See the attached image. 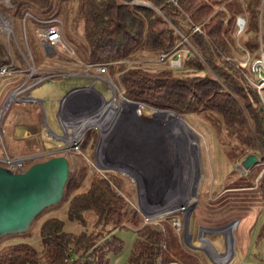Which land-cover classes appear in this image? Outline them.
I'll use <instances>...</instances> for the list:
<instances>
[{"label":"trees","instance_id":"trees-1","mask_svg":"<svg viewBox=\"0 0 264 264\" xmlns=\"http://www.w3.org/2000/svg\"><path fill=\"white\" fill-rule=\"evenodd\" d=\"M0 10L18 24L33 19L32 27L37 29L61 18L66 23L62 35L76 58L107 64L111 73H120L124 98L172 111L187 122L205 119L233 163L250 153L264 161V87L258 90L252 82L250 63L243 67L234 62L237 55L248 54L251 61L260 58L264 0H0ZM237 15L246 19L238 35ZM183 22L191 28L183 29ZM177 29L192 44L181 66L155 71L124 66L143 54H167L181 41ZM7 62L0 43V65ZM8 136L9 130L4 141ZM97 138L95 131L93 146ZM124 180L130 183L112 171L103 175L76 162L62 199L55 204L61 212L50 215L48 209L55 205L46 207L32 222H38V247L28 241L5 242L3 235L0 264H109V255L123 248L117 231L126 228L134 230L135 240L125 264H207L201 254L182 244L172 225L173 215L157 223L143 222L124 192ZM252 180L246 185L240 177L239 185L231 187L246 188L239 193L237 205L251 211L264 206V174L256 185ZM233 192L230 200L211 203V211L229 209ZM203 213L195 211L198 221L211 223ZM240 215L246 218L249 213L236 214L235 219ZM262 233L264 228L259 236ZM258 264H264V259Z\"/></svg>","mask_w":264,"mask_h":264},{"label":"rangeland","instance_id":"rangeland-1","mask_svg":"<svg viewBox=\"0 0 264 264\" xmlns=\"http://www.w3.org/2000/svg\"><path fill=\"white\" fill-rule=\"evenodd\" d=\"M239 17L243 18L242 16L237 15V18L235 20V26L237 27L236 35H238L243 30L242 29L241 31H239V26L237 24ZM243 19L244 21H246L245 18ZM55 20H56L55 22L58 23L56 25L59 26V29H61L63 33L66 23L63 24V20L61 18ZM11 23L13 25L12 29L14 31L13 32L14 40L12 38L10 41V45H11L10 55L8 54L6 49L7 42L5 41L3 35L0 33V43L3 45L4 50H6V53L8 54L7 63H9L11 59H13L16 65H18L23 69H26L27 66L23 62L22 56L20 54V49L23 51V53H26L25 49L27 47L29 48L32 54L33 62L37 70L39 71L38 75H42L39 74L42 71H49V69H45L43 65L46 66V64H49V66L55 67L54 63H57L56 65H58L59 63L60 65H63L64 62L66 63L73 62L74 61L73 58H75V61H77L76 54H69L67 50L60 45L52 48V47H44L41 44H39L35 35V30L37 28L32 27L33 19L29 18L28 22L24 21V22H20V24H18L17 21L12 22L11 20ZM181 27L185 30L191 28V26H188V23L185 22L182 23ZM177 31L181 35L180 30L177 29ZM181 36H182L181 41H179L177 45L167 54L165 53L166 57L163 60H161V55L150 56L143 54L140 55L141 57L136 58L137 60L135 61L134 60L126 61L124 66L126 68L142 67L153 71L165 67H170L171 62L177 59V57H175L177 50H178V54H180L181 56V60H183L184 56L187 54L188 51L187 49L189 47L190 48L192 47V44L189 43L188 36H184V35ZM259 40L261 41V49L259 51L261 58V52L262 54L264 53V23L263 22L262 23L260 22ZM47 54L51 56L53 55L54 59L53 60L51 59L52 61H47L48 60V58L46 57ZM17 55L18 56L20 55L19 57L21 61H19ZM70 56L73 58H70ZM236 57L237 60H235L234 62L237 65L243 67L248 66L249 63L252 67L253 63L257 60L256 59L251 61L248 54L246 58L245 57L243 58V56H239V55H237ZM115 65L116 64H114V68L117 67V70H119V66L115 67ZM90 69L91 70L89 72L92 73L93 75L97 73L94 69L92 68ZM257 74H255L254 72V80L252 82L255 81L256 77L260 79L259 73ZM261 74L263 73L261 72ZM101 75L104 76L105 78L103 83L98 82L99 80H97V82H94L93 76L91 77V82L90 81L89 82L90 84L92 83L93 85L95 83L94 85L95 89L100 87V89L97 90L101 92L103 98L100 97L94 90H92L90 93L89 90L83 89L85 86H88L89 84L86 85V83H77L76 86L72 87L66 93H64L60 97L61 99H59V101L56 102L57 103L56 107L59 110L57 121H59L60 124L59 125L61 131L59 132L60 135H63V131L61 127L62 119L69 118L76 120L75 118L79 116V114H72L77 109H82V107L77 106L79 100L75 101L79 95H86V93L89 94L90 101L88 103H84L86 110L83 113L85 117L92 116L91 120H89L87 123L92 126L90 127L89 130L85 132L83 138L79 142V146H80L79 151L71 150L60 154L66 155L70 160L72 166H74L76 162L78 165L84 162L89 168L90 164L88 163V160H90L92 162H96V165L98 167L104 168L107 171H112L124 177V179H127L131 183V185L130 183L126 184L128 182L124 180L126 185V190L124 192H127L129 194L128 198L131 200L134 207L138 208L139 211L141 210L143 213H146L148 211L149 212L151 211V213H156V211H158L160 214L157 215L173 214L172 218L178 217L181 221L182 228L179 233L177 231L176 232L179 234L182 244L187 249H190L196 253L201 254L206 259L207 264H234V261H236V259L238 258V255L236 253L234 258L235 260H233V262L231 261L233 258H230L227 262L224 260L221 261L218 258H216L218 256H223L221 258L224 259L229 258L233 252L234 242H235L234 247L237 248L238 254H240L239 257L240 259H242L243 262H245L246 264L260 263V260L264 259V233H262L263 234L262 236L261 235L259 236L261 230L264 228V206L257 208L255 207L251 211V209L249 210V207L243 208L241 204L237 205V202H240V199H237L239 193H241V190L246 188L234 189L231 187L235 185H239L240 177L246 180L247 182V183L245 182L246 185H248L251 182V179H253L252 181L256 185L260 177L264 174V161L259 160V163L250 169L253 170L252 172L248 170L245 173H241L238 169V165H240L241 160L234 163L231 162V159L227 156L226 151L218 141V137L215 129L210 125L209 122L201 118H196L197 120L188 118V122H187L181 115H177L172 111L170 112L174 113L177 117H180L183 120V122H185L187 129L184 127L183 130L186 134L183 135L181 134L180 129H175L173 131V135L177 138L174 139L172 136L171 140H169L168 139L169 136L165 134V132H163L164 126L161 124H154L151 121V123H153L151 126L156 127L160 131L161 137L162 136L165 137V140L168 142V144L165 143L164 141L160 140L161 138L159 137L158 134L156 135L153 134V131H156L154 130V128L152 129L150 125H144L140 123L136 117L140 118L141 120L143 119V117H148V119H152L154 118L155 112L157 111L163 112L168 110H157L143 103L138 102L139 103L138 104L136 103V101L134 102V100H130V99L127 100H130L132 104L138 107V109L136 108L132 109V106L131 108L129 106H126L125 103H121V102L127 100H125L126 98H124L123 94L121 95V92L118 90V88L121 90L120 84L118 82L120 73L117 74L111 73V69L108 68L106 72L102 73ZM42 76L44 77V79L49 77L46 76V73H43ZM4 77H1L0 79V133L2 139H3V135L5 134V131L6 133L8 132V130L9 133L11 131V125L8 124L10 126L9 127L4 123L15 122L16 117L20 116L19 113H22L24 115V118L29 117L30 119H34L35 115H37L34 106L36 107L41 106L39 102L18 101V102H11L9 106L3 110V103L8 95V93L4 91L7 90L6 88L9 89L14 86V84L12 85V83L13 80L15 79V78H9V77L4 78ZM97 95L99 96V98ZM92 97L93 100H91ZM46 109H47L46 120L47 121L49 120L51 122V115L48 111L47 105H46ZM97 114H101V115L97 116ZM9 118H11L12 120L7 122V119ZM41 119H42L41 117H37V119L35 118V120L38 122H41ZM92 120L94 121L92 122ZM96 123H100L101 126L96 125ZM121 125L125 128V129L123 128L125 131L123 133H120L119 136L117 135L118 134L117 132L119 131L118 129L119 127H121ZM45 126H44L45 132L48 130L47 131L48 134L50 136H54L52 133H50V130L47 127V125ZM172 126L173 124L170 126V128ZM46 128L48 129L46 130ZM69 128L72 127H70L69 125L68 129ZM103 128L107 130V132H103L99 136L98 133L103 131ZM135 129L137 130L135 131ZM188 129L191 130L190 133H194L196 142L198 143V144L195 143L196 149L198 148L197 149L198 154L195 153L194 156L192 155L194 151L192 146L193 143H191L190 140V133L186 131ZM95 131L97 133L98 138L96 144L93 146L92 138L95 135ZM123 134L125 138L127 136L129 137L133 136V137L130 138L129 142H125L122 138H120L123 136ZM99 137H100V141H99ZM117 137H119L120 141L119 139H117ZM136 137L140 138L141 140ZM178 138L182 141V143ZM185 138L189 139L188 142L190 144H188V142H187L188 145L184 144L183 139ZM2 139L0 137V154H3L5 149L11 155H32L34 153H37L36 143L32 140L28 141L27 143L17 144L13 140H11L9 136L6 137L5 141L4 139L2 141ZM172 139L174 140L172 141ZM59 140H60V136H59ZM175 140L176 142H174ZM169 141H171L170 144ZM66 142L70 143V141L67 139ZM60 145H63L61 143V140L58 141L56 145H52V147L50 146L49 150L55 149ZM109 149L114 150L116 152V155H114L113 153V155L111 156L109 154ZM190 151L192 152V154ZM168 153H171L172 156L171 157L167 156ZM180 154L182 157L180 156ZM52 156H56V155L46 154L36 157L35 159L27 163L26 169L33 163L37 161L45 160ZM161 156L168 160H164ZM174 156H176V158ZM186 158H188L187 161ZM193 158L194 160L192 161ZM168 162L170 166H168ZM185 162H187V164L190 162L189 163L190 166L188 165L189 168L187 170L192 172L194 170L193 166L195 165L196 175L199 174V172H201V177L199 178L198 176L197 177L195 176L194 178V180L199 182L196 187V191L194 192V194L191 195V197L194 200L191 201V204L189 206L187 203L183 201L182 203H184V205L180 203L181 207L178 210V208L175 209L174 205L177 203V201L179 202L181 199H183L182 191L184 190L185 192V188L180 192L182 186L185 187V184L184 185L181 184L182 180L180 179L181 178L180 175L183 174V172H181V170L183 169L181 166H185ZM192 162L194 163V165ZM130 163L139 166V168L135 171H133V169L132 170L129 169L128 165ZM125 168H127L130 173L133 172L132 174L134 175L131 174L129 175V173H126L124 171ZM167 170L169 171L170 178H168ZM231 190H236V191L233 192ZM231 192H233L235 199L233 198L231 199V202L233 203L231 204V207H229V209H227V207L226 208L222 207L217 211H213V210L211 211L212 208L211 203H219L221 199L222 201L223 199L230 200ZM173 194L175 196H173ZM57 207L58 205L49 207L48 209L49 214L50 215L59 214L61 211L57 210ZM237 209H239V211ZM199 210H202L204 212L202 214L203 217L209 216L207 219H211L210 220L211 223L208 222L200 223L198 221L195 211H199ZM243 211L250 213V215L247 216L246 218H243L242 215H240L239 216L240 222L239 224H237V226H235V224L237 223L235 219L236 214H239L241 212L243 214L244 213ZM231 212H233L232 215H234L233 216L234 218L232 219H231ZM229 216L230 218L228 219ZM224 222L225 224H220ZM37 223L38 222L32 223V225H30V227L25 232L9 233L5 235L4 237H6V241L4 239H2V241L5 242L28 241L33 245H35L36 247H38L39 237H38V227L36 225ZM232 230L234 231V234L232 235L235 241L232 242V238L229 237L228 239L230 242L228 244L225 235L231 234L228 233V231L233 232ZM117 234L123 241V248L121 252H119L118 254L111 253L109 255L110 258L109 264H125L128 260L130 251L132 249L135 240V232L131 228L118 230Z\"/></svg>","mask_w":264,"mask_h":264},{"label":"built area","instance_id":"built-area-1","mask_svg":"<svg viewBox=\"0 0 264 264\" xmlns=\"http://www.w3.org/2000/svg\"><path fill=\"white\" fill-rule=\"evenodd\" d=\"M10 19H11L10 16L4 14L0 10V33L3 35L5 41L7 42L6 49H7V52L9 55L11 54L10 53V46H11L10 41L12 38L14 40V33H13L14 31L12 29L13 25L11 23L12 19L11 20ZM24 21H26V18L22 19L21 22H24ZM54 21H56V20H54ZM56 24H58V23H56ZM56 24H52V25L47 26L45 28H41V29L39 28V29L35 30V35H36V38H37L39 44H41L44 47H52V48L60 45V46L64 47L69 54H75L74 51L71 49L70 45L64 39V37L62 35V30L59 29V26H57ZM237 24L239 26V31H241L244 27V24H245L244 19L239 17ZM23 25H24V23H23ZM192 29H194L195 31H201L199 26H194V27H192ZM25 52L26 53H23V51L20 49V54L22 56L23 62L27 66L26 69H23V68L19 67L18 65H16L15 61L13 59H11V61L9 63H5V64L0 65V79H1V77H4V76L21 75L23 73L26 74V78L23 81H19V82L15 83L14 86L9 90V93H8L7 97L5 98L6 100L3 103V110L5 108H7L11 102H18V101L35 102L36 101L34 96H31L29 91H31V89L33 87H35L38 83H40L44 79V77L42 75H38L37 68L33 62L32 54H31L28 47L25 49ZM165 57H166V54H161V60H163ZM175 57H177V59H175L171 62V67L180 66L181 56H180V54H178V50L176 51ZM263 57H264V53L262 54V52H261V58L257 59L252 65L253 73L254 72H255V74L259 73V76H260V79H258L256 77L255 81H254V84L257 86L258 90H260L261 88L264 87V75H263L264 74V65L261 63V59ZM80 61H82V60H80ZM82 63H83L84 68L86 69V71H85L86 74L91 70L90 68L94 69L97 72L95 75L92 74L94 76V79H93L94 82H97V80H99L98 82L103 83L105 78L101 74L106 72L107 64L94 65V64H88L85 61H82ZM261 66H262V69H261ZM261 72L263 74H261ZM94 85H95V83H94ZM94 85L91 84L90 86H88L87 89H90L89 91H92V90L96 91V93L100 97L103 98V95L101 94V92L99 90L95 89ZM118 90L121 92V95H122V90H120L119 88H118ZM99 96H98V98H99ZM78 100H79V103H77L78 104L77 106L82 107V109H77L76 111H74L72 113V114H79V116L77 118H75L76 120L69 119V118L68 119L67 118L62 119L61 127H62V131H63V135H59V136H60V139L62 141L61 143L63 145H60L57 148L52 149V150L47 151V152L40 151V152L34 153L32 155H11L5 149L3 154H0V165L7 167L8 169L13 171L14 173H19V172H23L26 169L27 163L29 161H31V160H33L36 157H39L41 155H46V154L59 155L60 153L71 151V150L79 151V148H80L79 142L83 138L85 132L87 130H89L92 125L86 124L84 129L78 135H76L74 137V139H71L70 143L66 142L67 136H70V137L73 136L74 127L82 125V122L86 118L89 117V116L85 117V115L83 113L86 110L84 103H88L90 101L89 94L86 93V95H79L75 101H78ZM91 100H93V97L91 98ZM125 100H127V99H125ZM97 115H101V114H97ZM69 125L72 128L68 129ZM50 133H52V132L50 131ZM101 133H103V131L98 133L99 136L101 135ZM99 141H100V137H99ZM97 149H98V146H97ZM88 163L90 164L91 168L96 169L100 174L105 175V173H107V170H105L104 168L98 167L96 165V162H92V161L88 160ZM182 209H183V207H182ZM153 211H156V210H153ZM139 212L141 213V217H142V220L144 223H157L159 220L165 219L166 217L170 216L169 214L168 215L167 214L166 215H157V214H160L158 211H156V213H151V211L143 213L140 210ZM171 215H173V214H171ZM172 225H173V228L175 229V231H177L178 233L181 231L182 225H181V221L178 217L172 218Z\"/></svg>","mask_w":264,"mask_h":264},{"label":"water","instance_id":"water-1","mask_svg":"<svg viewBox=\"0 0 264 264\" xmlns=\"http://www.w3.org/2000/svg\"><path fill=\"white\" fill-rule=\"evenodd\" d=\"M258 163L250 153L238 169L245 173ZM71 167L64 154L37 161L19 173L0 165V237L25 232L43 209L59 203Z\"/></svg>","mask_w":264,"mask_h":264},{"label":"crops","instance_id":"crops-1","mask_svg":"<svg viewBox=\"0 0 264 264\" xmlns=\"http://www.w3.org/2000/svg\"><path fill=\"white\" fill-rule=\"evenodd\" d=\"M46 57L48 58L47 61H52L54 59L53 55L51 56L47 54ZM70 58H73V57L70 56ZM73 59H74L73 62H69V63L64 62L65 64L63 63V65H60V63L56 65L57 63H54L55 67L49 66V64H46V66L43 65V67L45 69H49V71H42L39 74L43 75V73H46V76H49V77L43 79L38 85H36L35 87L31 89V91H29L31 96H34V98L36 99L35 102H39L41 104L40 107L34 106V109L37 112V115H35V118L37 119V117H41L42 118L41 122L36 121L35 118L34 119H30L29 117L24 118V115L22 113H19L20 116L16 117L15 122L4 123L6 125L8 124L11 125V131L9 133L10 134L9 137L15 143L23 144V143H27L28 141L32 140L36 143L37 152H40V151L47 152V151H50L49 150L50 146L52 147V145H56V143L61 140V139L59 140V135H60L59 132L61 131L59 127L60 125L59 121H57L59 110L56 107L57 106L56 102H58L59 99H61L60 97L64 93H66L69 89L76 86L77 83H86V85L89 84L88 86L92 84V83L90 84V82H91V77L93 75L90 72H88L87 74L85 73L86 69L84 68L83 63H82L83 60L80 61L81 59L77 58V61H75V58ZM7 77L15 78L12 83L13 85L19 81H23L26 78V74L23 73L21 75H10L4 78H7ZM88 86H85L83 89L90 90V89H87ZM6 89L7 90H5L4 92L9 93V90L11 88L9 89L6 88ZM97 89H100V87H98ZM89 92L91 93V91ZM46 105L48 106V111L51 115V122L49 120L48 121L46 120V110H47ZM11 118L7 119V122L11 121L12 120ZM45 125H47V127L49 128V130L52 132L54 136H50L48 134L47 132L48 128H46L47 131L45 132L44 130ZM43 148H46V149H43ZM236 222L237 223L235 224V226L239 224L240 222L239 219H236ZM232 233L234 234V231ZM234 241L235 239L233 240V242ZM234 243H233V248L236 251V254L238 255V258L236 259V261H234V264H238L242 262V259H240L239 257L240 254H238L237 248L234 247Z\"/></svg>","mask_w":264,"mask_h":264},{"label":"bare ground","instance_id":"bare-ground-1","mask_svg":"<svg viewBox=\"0 0 264 264\" xmlns=\"http://www.w3.org/2000/svg\"><path fill=\"white\" fill-rule=\"evenodd\" d=\"M264 57L262 58V60H261V63L264 65ZM94 83V82H93ZM121 103H125L126 104V106H129L130 108H131V106H132V109H134V108H136V109H138V107L136 106V105H134V104H132L131 103V101L130 100H127V101H123V102H121ZM126 109V108H125ZM117 110H119V109H117ZM155 112V111H154ZM98 116V115H97ZM91 118H92V116H89L88 118H86L83 122H82V125H80V126H78V127H74V134H73V136L72 137H70V136H67V140H69V141H71V139H74V137L76 136V135H78L83 129H84V126L88 123V121L89 120H91ZM99 118V117H98ZM137 118V120L140 122V123H142V124H144V125H150V127L153 129L154 128V130H156V131H153V134L154 135H156V134H158L159 135V137L161 138L160 140H162V141H164L165 143H167L168 144V142L165 140V137L164 136H162L161 137V133H160V131L156 128V127H153V126H151L153 123L154 124H161V125H163L164 126V131L163 132H165V134H167L169 137H168V139L169 140H171V137L173 136V138L174 139H176L177 137H175L174 135H173V131L175 130V129H180V131H181V134H186L185 132H184V130H183V128L185 127L186 129H187V127H186V125H185V122H183V120L180 118V117H177L174 113H172V112H170V111H157V112H155V115H154V118H152V119H140V118H138V117H136ZM135 118V119H136ZM97 120V119H96ZM169 122H168V121ZM94 120H92V122H93ZM151 121L153 122V123H151ZM163 123V124H162ZM173 124V126L170 128V126ZM96 125H100L101 126V124L100 123H96ZM124 127L121 125V127H119V131L117 132L118 134L117 135H119L120 133H123L125 130V128L123 129ZM137 129H135V131H136ZM187 132H191V130H186ZM103 132H107V130H105L104 128H103ZM120 136V135H119ZM177 136V135H176ZM133 137V136H132ZM132 137H129V136H127L126 138L124 137V134H123V136L122 137H120V138H122L125 142H129L130 141V138H132ZM135 138V137H134ZM136 138H138V137H136ZM148 138V137H147ZM117 139H119V137H117ZM138 139H140V138H138ZM174 139H172V141L174 140ZM179 139V138H178ZM122 140V141H123ZM141 140V139H140ZM180 140V139H179ZM188 140L189 139H183V142H184V144H186V145H188V144H190L189 142H188ZM190 140H191V143H193V151H194V153L192 154V150L190 151L191 152V154L194 156V154L195 153H197L198 154V151H197V149H196V144L195 143H197L196 142V138H195V135H194V133H190ZM119 141H120V139H119ZM198 141V140H197ZM170 142L171 141H169V144H170ZM174 142H176V140L174 141ZM180 142L182 143V141L180 140ZM187 142H188V144H187ZM135 144V143H134ZM198 144V143H197ZM173 147V146H172ZM189 147V146H188ZM198 147V146H197ZM192 148V147H191ZM195 148V149H194ZM182 149H184V148H182ZM179 151V150H178ZM189 152V153H190ZM113 153H114V155H116V152L114 151V150H112V149H109V154L112 156L113 155ZM184 153V152H183ZM177 154H179V153H177ZM185 154V153H184ZM175 155H176V152H175ZM167 156H172V154L171 153H168V155ZM180 156H181V154H180ZM184 156V155H183ZM198 156V155H197ZM162 157V156H161ZM175 158H176V156H174ZM182 157V156H181ZM185 157H186V155H185ZM196 157V156H195ZM163 158V157H162ZM164 160H168V159H165V158H163ZM178 159H179V157H178ZM187 159L188 158H186V161H187ZM172 160V159H171ZM170 160V161H171ZM194 160V158L192 159V161ZM191 161V160H190ZM167 162V161H166ZM175 163V162H174ZM180 163V162H179ZM190 163V162H189ZM189 163L187 164V162H185V166H181L183 169L181 170V172H183V174H181L180 176H181V184L182 185H184L185 184V187H183L182 186V188H181V190H180V192L185 188V192H184V190L182 191V196H183V199H181L179 202L177 201V203L174 205V207L177 209L178 208V210L180 209V203H182L183 201L185 202V203H187L188 204V206L191 204V201L192 200H194L192 197H191V195L192 194H194V192L196 191V187H197V185H198V183L199 182H197L196 180H194V178H195V176L197 177H201V172H199V174H197L196 175V166L194 165V163H193V172L192 171H189V170H187L189 167H188V165H189ZM114 166H116V165H114ZM168 166H170L169 165V162H168ZM190 166V165H189ZM128 167H129V169H133V171H135V170H137L138 168H139V166H137V165H135V164H129L128 165ZM116 169H118V168H116ZM124 171L126 172V173H129V175L131 174V175H134V174H132V173H130L129 172V170L127 169V168H125L124 169ZM167 173H168V178H170V174H169V171L167 170ZM176 176V175H175ZM133 177V176H132ZM137 178V177H136ZM176 178H178V177H176ZM177 181V180H176ZM175 181V182H176ZM179 181V180H178ZM173 186V185H172ZM177 186H178V184H177ZM181 186V185H180ZM175 187H176V185H175ZM172 190H174V189H172ZM178 190V189H177ZM175 192V191H174ZM176 193V192H175ZM172 194V193H171ZM179 195V194H178ZM177 195V196H178ZM197 195V194H196ZM171 196V195H170ZM173 196H175L174 194H173ZM170 198V197H169ZM174 198V197H173ZM171 199V198H170ZM171 201V200H170ZM174 203V202H173ZM193 203V202H192ZM182 205H184V203H182ZM163 207V206H162ZM166 208V207H165ZM184 208H185V206H184ZM189 208V207H188ZM187 208V209H188ZM177 211V210H176ZM181 211V210H180ZM165 213V212H164ZM230 231V230H229ZM228 231V233H231V234H226L225 235V237H226V240H227V243L229 244V237H231L232 238V242H233V233L232 232H229ZM203 238H205V237H203ZM232 245V244H231ZM235 253H236V251L234 250V248H233V252H232V257L230 256L229 258H227V259H224V258H221V257H223V256H218V257H216V258H218L219 260H224V261H228L230 258H233L231 261L233 262V260H235L234 258H235ZM216 256V255H215Z\"/></svg>","mask_w":264,"mask_h":264},{"label":"flooded vegetation","instance_id":"flooded-vegetation-1","mask_svg":"<svg viewBox=\"0 0 264 264\" xmlns=\"http://www.w3.org/2000/svg\"><path fill=\"white\" fill-rule=\"evenodd\" d=\"M1 134V133H0ZM0 137H1V139H2V136L0 135ZM2 141H3V139H2Z\"/></svg>","mask_w":264,"mask_h":264}]
</instances>
